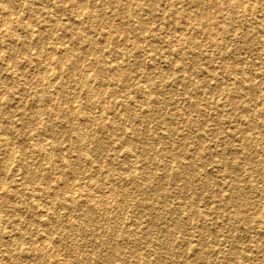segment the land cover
<instances>
[{"label":"rangeland","instance_id":"rangeland-1","mask_svg":"<svg viewBox=\"0 0 264 264\" xmlns=\"http://www.w3.org/2000/svg\"><path fill=\"white\" fill-rule=\"evenodd\" d=\"M0 137V264H264V0H0Z\"/></svg>","mask_w":264,"mask_h":264},{"label":"bare ground","instance_id":"bare-ground-1","mask_svg":"<svg viewBox=\"0 0 264 264\" xmlns=\"http://www.w3.org/2000/svg\"><path fill=\"white\" fill-rule=\"evenodd\" d=\"M84 1V0H83ZM79 2H81V1H79ZM84 4V3H83ZM86 5V4H85ZM129 7V6H128ZM34 8V7H33ZM83 8V7H82ZM85 8V7H84ZM4 10V9H3ZM6 11V10H5ZM4 11V12H5ZM9 11V10H8ZM82 11H83V9H82ZM2 12V11H1ZM3 13V12H2ZM128 13V12H127ZM76 14H77V12H76ZM110 14V13H109ZM3 15V14H2ZM7 16V15H6ZM9 16V15H8ZM3 17V16H2ZM1 17V18H2ZM10 17V16H9ZM9 17H5V18H9ZM79 17V16H78ZM11 19V18H10ZM9 19V20H10ZM2 20V22H3V18L1 19ZM140 20V19H139ZM4 21H5V19H4ZM8 22V21H7ZM55 22V21H54ZM128 22V21H127ZM137 22V21H136ZM208 23V22H207ZM8 24V23H7ZM55 24V23H54ZM105 24H107V23H105ZM192 24V23H191ZM93 25V24H92ZM203 28V27H202ZM186 29V28H185ZM32 30V29H31ZM30 30V31H31ZM29 31V32H30ZM37 35V34H36ZM29 36V35H28ZM31 37V36H30ZM91 37V36H90ZM186 37V36H185ZM24 38H26L25 36H24ZM93 38V37H92ZM226 38V37H225ZM39 40V39H38ZM107 42V41H106ZM90 43V42H89ZM92 44V43H91ZM90 44V45H91ZM107 45H109V44H107ZM11 48V47H10ZM9 48V49H10ZM94 48V47H93ZM57 49V48H56ZM57 52V51H56ZM80 52V51H79ZM9 54V53H8ZM58 55V54H57ZM91 55H92V53H91ZM52 56V55H51ZM7 60V59H6ZM63 62V61H62ZM62 62H61V64H62ZM84 66V65H83ZM42 67V66H41ZM116 67V66H115ZM39 69H41V68H39ZM45 70V69H44ZM52 70V69H51ZM93 70V69H92ZM97 70V69H96ZM83 71V70H82ZM85 71V70H84ZM119 71V70H118ZM46 72V71H45ZM47 73V72H46ZM88 73V72H87ZM118 73V72H117ZM124 73V72H123ZM43 75V74H42ZM45 75V74H44ZM48 75H50V74H48ZM93 76V75H92ZM110 76V75H109ZM83 77V76H82ZM50 78H51V76H50ZM71 78V77H70ZM57 79V78H56ZM94 79V78H93ZM49 80V79H48ZM43 81V80H42ZM82 81V80H81ZM83 82H84V80H83ZM95 82H97V81H95ZM101 82V81H100ZM116 82V81H115ZM92 84V83H91ZM102 84V83H101ZM93 86V85H92ZM230 86V85H229ZM86 88H87V86H86ZM99 89V88H98ZM88 90V89H87ZM47 91V90H46ZM90 91V90H89ZM92 91V90H91ZM96 93V92H95ZM104 93V92H103ZM146 93V92H145ZM75 95V94H74ZM52 99V98H51ZM55 99V98H54ZM86 100H88V99H86ZM89 102V101H88ZM48 103V102H47ZM53 105V104H52ZM139 105V104H138ZM261 105H263V104H261ZM43 107V106H42ZM57 108V107H56ZM37 111V110H36ZM45 111V110H44ZM91 113V112H90ZM127 114V113H126ZM103 115V114H102ZM90 117V116H89ZM93 117V116H92ZM91 119V118H90ZM103 121V120H102ZM138 122V121H137ZM80 130V129H79ZM82 133V132H81ZM60 134V133H59ZM79 134V133H78ZM126 135V134H125ZM78 137H79V135H78ZM1 138V137H0ZM3 138V137H2ZM7 138V137H6ZM84 138V137H83ZM34 139V138H33ZM10 144V143H9ZM81 144V143H80ZM74 147V146H73ZM49 149V148H48ZM14 150V149H13ZM51 150V149H50ZM7 151V150H6ZM11 151V150H10ZM9 151V152H10ZM8 152V151H7ZM12 152V151H11ZM4 153V152H3ZM45 153V152H44ZM11 154V153H10ZM47 154V153H46ZM87 154V153H86ZM85 154V155H86ZM8 155V154H7ZM14 155V154H13ZM51 155V154H50ZM49 155V156H50ZM3 156V155H2ZM8 156H10V155H8ZM89 156V155H88ZM117 157V156H116ZM131 157V156H130ZM255 157V156H254ZM11 158V157H10ZM64 158V157H63ZM79 158V157H78ZM92 158V157H91ZM46 159V158H45ZM48 159H49V157H48ZM40 160V159H39ZM63 160V159H62ZM11 161V160H10ZM44 161V160H43ZM61 161V160H60ZM132 162V161H131ZM12 163V162H11ZM1 164V163H0ZM10 164V163H9ZM41 164V163H40ZM28 165H29V163H28ZM47 165V164H46ZM264 165V164H263ZM74 167V166H73ZM76 168V167H75ZM74 168V169H75ZM78 168V167H77ZM81 168V167H80ZM52 170V169H51ZM77 171V170H76ZM33 173V172H32ZM67 174H69V173H67ZM35 175V174H34ZM39 177V176H38ZM120 177V176H119ZM151 177V176H150ZM38 179V178H37ZM41 181V180H40ZM119 181V180H118ZM33 182V181H32ZM63 186V185H62ZM105 187V186H104ZM95 190V189H94ZM102 192V191H101ZM113 192V191H112ZM111 192V193H112ZM73 193L71 192L70 194H68L67 195V200H69V201H74L75 199H73V198H76V196H78V195H75V197L72 195ZM79 194V193H78ZM80 195V194H79ZM90 195H92L91 193H90ZM108 196V195H107ZM257 196V195H256ZM38 197V196H37ZM92 202V201H91ZM32 204V203H31ZM86 204V203H85ZM108 204V203H107ZM110 205V204H109ZM95 206V205H94ZM110 207V206H109ZM82 208V207H81ZM239 208V207H238ZM115 212V211H114ZM113 214V213H112ZM70 219V218H69ZM97 221V220H96ZM64 223V222H63ZM78 224V223H77ZM105 226V225H104ZM166 228V227H165ZM43 248V247H42ZM158 251V250H157ZM54 252H55V250H54ZM79 255V254H78ZM218 255V254H217Z\"/></svg>","mask_w":264,"mask_h":264}]
</instances>
